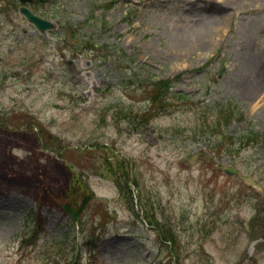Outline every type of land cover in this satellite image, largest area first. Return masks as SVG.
Segmentation results:
<instances>
[{
	"label": "rangeland",
	"instance_id": "1",
	"mask_svg": "<svg viewBox=\"0 0 264 264\" xmlns=\"http://www.w3.org/2000/svg\"><path fill=\"white\" fill-rule=\"evenodd\" d=\"M217 1H29L42 32L0 0V264H264V139L226 138L264 132L239 73L264 6ZM133 70L188 100L152 116ZM217 102L242 120L214 127Z\"/></svg>",
	"mask_w": 264,
	"mask_h": 264
},
{
	"label": "trees",
	"instance_id": "2",
	"mask_svg": "<svg viewBox=\"0 0 264 264\" xmlns=\"http://www.w3.org/2000/svg\"><path fill=\"white\" fill-rule=\"evenodd\" d=\"M114 3L115 0H109L107 6H111ZM130 76L134 77V81L140 80L141 83L145 84V86L143 87V91L146 94V98L148 99V108L149 110H151L148 113L152 116L159 113L168 112L171 108L169 107V100L171 97L175 96L178 99H182L185 101L188 100V97L185 93L181 91H172V82L174 80L173 78L156 77L150 74L146 75L145 73L139 70L131 71ZM209 110L210 113L214 116L212 120V125L216 128H220L224 125L226 126L227 124L232 122L236 116H239V118L242 120V112L240 111L238 106H235L229 102H217L209 106ZM148 113L143 112L141 114L142 118H144ZM226 138L231 142H234L235 140L239 144L244 142L249 144V142L251 141L259 142L260 139H264V132L254 129H247L238 137L228 135L226 136ZM81 188L84 189V194H82L80 199L73 195L75 189H72L70 192H66L63 201L60 203L61 208L66 213H68L72 217V219L76 221H80V216L83 212V209L87 206L88 199L90 197L88 186L86 184L81 185Z\"/></svg>",
	"mask_w": 264,
	"mask_h": 264
},
{
	"label": "bare ground",
	"instance_id": "3",
	"mask_svg": "<svg viewBox=\"0 0 264 264\" xmlns=\"http://www.w3.org/2000/svg\"><path fill=\"white\" fill-rule=\"evenodd\" d=\"M191 1L192 4L197 3L196 0ZM217 3L220 7L229 6L235 10H251L264 6V0H219ZM204 35L201 33L194 39L196 45L202 43L203 39L200 41V38H203ZM245 62V67L239 72L241 79H244L242 78L244 76H249L246 81L242 80L247 87L244 94L253 102L259 97L264 100V57L253 51L250 52L249 57L246 56Z\"/></svg>",
	"mask_w": 264,
	"mask_h": 264
},
{
	"label": "water",
	"instance_id": "4",
	"mask_svg": "<svg viewBox=\"0 0 264 264\" xmlns=\"http://www.w3.org/2000/svg\"><path fill=\"white\" fill-rule=\"evenodd\" d=\"M21 1H27V0H21ZM44 1V0H42ZM20 12H22L27 19L33 23L40 31H45L46 29H49L53 26V23L40 15L34 13L29 7L26 5H21L19 7ZM231 172V170H228Z\"/></svg>",
	"mask_w": 264,
	"mask_h": 264
}]
</instances>
